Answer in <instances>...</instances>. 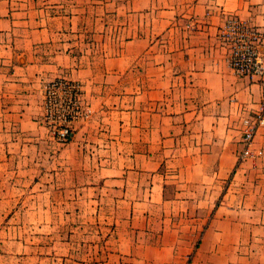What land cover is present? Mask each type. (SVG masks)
<instances>
[{"label":"crops","instance_id":"obj_1","mask_svg":"<svg viewBox=\"0 0 264 264\" xmlns=\"http://www.w3.org/2000/svg\"><path fill=\"white\" fill-rule=\"evenodd\" d=\"M231 14L264 32V0H0V264H264V158L240 159L262 87L226 60ZM58 77L92 110L65 143Z\"/></svg>","mask_w":264,"mask_h":264},{"label":"built area","instance_id":"obj_2","mask_svg":"<svg viewBox=\"0 0 264 264\" xmlns=\"http://www.w3.org/2000/svg\"><path fill=\"white\" fill-rule=\"evenodd\" d=\"M219 40L228 47L226 60L238 75L259 82L262 96L255 114L241 118L243 142L240 159L264 158V147L255 145V137L264 128V32L248 20L229 15L219 30ZM44 121L60 143L69 140L74 128L91 119L92 110L83 96L79 80L58 77L44 84Z\"/></svg>","mask_w":264,"mask_h":264},{"label":"rangeland","instance_id":"obj_3","mask_svg":"<svg viewBox=\"0 0 264 264\" xmlns=\"http://www.w3.org/2000/svg\"><path fill=\"white\" fill-rule=\"evenodd\" d=\"M48 82V81H47ZM46 83V82H45ZM44 87V86H43ZM44 94V93H43ZM43 107H44V104H43ZM43 113H44V108H43ZM42 120H43V122L45 123V119H44V116H43V118H42ZM45 125L48 127V125H47V123H45ZM48 129H49V127H48ZM51 132V131H50ZM51 136H52V134L51 133H49ZM19 178H23V180L21 181V184L23 185V184H30L31 182L33 183V184H35V185H38V184H41V183H45V181H43V179H42V177L41 176H39V177H35L34 179H31L30 177H25V175H19ZM51 178V177H50ZM50 183H53L52 182V180L50 181ZM23 195V194H22ZM73 196H74V194L71 192V193H67L66 194V199L67 200H69V201H73ZM46 199H51V198H46ZM52 200V199H51ZM69 209L67 208V210H66V212H69V214H71V216H70V218H71V220H72V218L75 216V217H77L78 216V213H77V211H78V209H76L74 206H71V211H68ZM85 212H86V214L88 213V215H86V217L87 216H90V214H91V210H84L83 211V215L85 214ZM93 216H94V213H93Z\"/></svg>","mask_w":264,"mask_h":264}]
</instances>
